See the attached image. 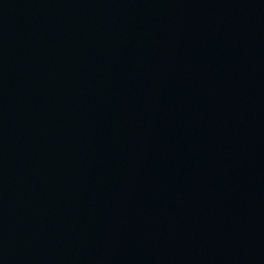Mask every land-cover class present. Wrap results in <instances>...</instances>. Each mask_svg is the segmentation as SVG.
Wrapping results in <instances>:
<instances>
[{
    "label": "water",
    "instance_id": "95a60500",
    "mask_svg": "<svg viewBox=\"0 0 264 264\" xmlns=\"http://www.w3.org/2000/svg\"><path fill=\"white\" fill-rule=\"evenodd\" d=\"M0 264H264V0H0Z\"/></svg>",
    "mask_w": 264,
    "mask_h": 264
}]
</instances>
